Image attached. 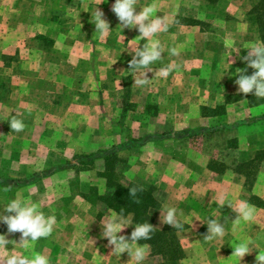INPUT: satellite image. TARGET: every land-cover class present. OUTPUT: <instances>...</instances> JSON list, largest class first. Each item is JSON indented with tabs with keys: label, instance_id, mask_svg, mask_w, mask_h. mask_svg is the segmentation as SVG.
<instances>
[{
	"label": "rangeland",
	"instance_id": "rangeland-1",
	"mask_svg": "<svg viewBox=\"0 0 264 264\" xmlns=\"http://www.w3.org/2000/svg\"><path fill=\"white\" fill-rule=\"evenodd\" d=\"M253 2L137 0V12L140 7L151 4L155 8L154 15L167 25V30L156 37L164 48L161 59L151 66L152 70L145 77L144 70L131 69L129 62L133 59V49L142 47L146 40L138 38L136 28L120 31V22L111 11L114 0H0V178L26 182L12 190L0 187V214H5L4 204L9 199H28L38 203L46 215L71 216L75 232L69 248L74 247L76 259L82 257L85 263L84 260L95 256L94 250L100 248L101 252V247H108L101 252L104 257L113 255L112 246L102 234L103 218L111 208L98 198L110 192L105 179L99 175L106 166L104 161L68 169L69 174L63 170L34 178V181L32 177L71 162L74 155L107 150L131 139L160 137L184 130H175L168 124L165 112L174 115L181 112L188 119L200 107L204 109L203 102L216 100V97L219 103L229 101L227 96L231 95L221 99L220 84L234 69L236 59L242 56L244 42L233 39L236 48L227 47L225 38L236 29L229 30L226 25H237L239 33L258 38L256 26L247 20ZM96 7L109 24L107 35L96 31ZM228 32L231 34L226 35ZM173 48L175 54L170 51ZM241 63L239 59L237 65ZM161 68L168 69L167 76L159 74ZM138 79L145 82L137 84ZM260 100L262 98L253 97L257 103ZM219 111L218 104L214 109L204 110L209 115ZM263 115L260 112L258 118ZM12 116L23 120L22 131L10 128ZM257 125L252 133L261 142L255 141L251 146L245 138L249 131L244 130L241 123L233 122L229 126L232 131L224 130L217 136L200 134L190 144L205 161L218 164L222 172H214L216 178H222L226 172L241 175L242 197L250 203L254 197V202L261 205L264 203L260 198L264 194V162L253 181L234 171L239 169L237 165L249 161L240 157L238 150L246 146L264 150V126ZM234 132L235 137L231 136ZM94 139L106 141L107 146L94 150ZM154 156L157 157L154 148L143 145L130 148L115 156L113 168L122 184L131 182L142 188L147 187L148 178L151 179L153 196L160 204L166 196L162 171L169 175L172 172L167 170L169 164L153 160ZM248 180L252 183L247 184ZM56 199L70 205L55 202L52 205L51 200ZM182 210L189 209L183 206ZM235 220L236 217L231 222H220L227 226V232L217 239L221 247L218 252L202 244L196 245L192 239L180 236L177 230L166 225L175 230L174 237L183 252V257L173 264H233L229 257L233 251L231 244L253 236L251 253L245 255L240 264H256V255L264 252V214L258 216L257 224L256 221L236 223ZM56 221L59 224L60 220ZM133 227L123 229L118 235H130ZM0 235L10 241L6 246L9 251L19 243L20 233H8L3 223H0ZM65 240L57 238L56 243L66 247ZM49 241L41 238L34 250L38 251ZM123 254L108 264H135ZM76 261L83 264L79 259ZM159 261V257L150 254L148 246L141 264Z\"/></svg>",
	"mask_w": 264,
	"mask_h": 264
},
{
	"label": "crops",
	"instance_id": "crops-1",
	"mask_svg": "<svg viewBox=\"0 0 264 264\" xmlns=\"http://www.w3.org/2000/svg\"><path fill=\"white\" fill-rule=\"evenodd\" d=\"M226 26L227 28H229V30L236 29V32L232 33L231 35L232 39H239L242 40L244 43L242 45L241 50L242 56L236 59L237 64H239V59L242 61V63L240 64V66L236 64L232 72L227 75L225 82H221L220 84L221 99L225 95L242 94L237 91L238 86L235 84V80L241 74L237 72V69L246 68V71L243 74H252L254 70L251 68H247L246 61H244L242 58L246 56L249 51L246 47L249 42L258 40V38L253 36V34H248L250 36L249 37L243 35L242 33H239L240 30L239 28L237 29V25ZM228 34L231 33H226V35ZM202 98L203 100H205L204 97ZM217 100H219L218 97H216V100L210 99L206 103L203 102V106L205 105L206 107L204 106V109H201L202 107L199 108V106H197L199 110L197 109L195 112H193L192 117H188V119L184 117V114L181 112L175 115L173 114V112H165L166 115L164 116L168 117V124L175 127V130H181L188 127L206 128L209 126H214V124L216 123H221V126L225 125L227 127L232 126V122L233 124L241 123L245 127L244 130L249 131L248 135H246L245 138L250 146L255 141L261 142L259 140L260 138L258 139L255 135H253L252 132L258 126L257 124L264 126V118H258L260 112H263L264 114V103L256 106H250L246 98H241L238 101H233L229 103H219ZM244 100H246V102ZM179 103L178 104L181 105L182 102ZM217 104L218 106H220L221 111L210 115L204 112V110L208 108L214 109ZM171 117H173L172 121H170ZM224 130H227L226 132L232 131L228 127L226 129H222L214 133V135L217 136L218 133L225 132ZM234 134L235 132L231 136L235 137L236 135ZM105 142L106 141H104L103 143V141L101 142V140L97 141L96 139H94L93 143L96 146H94L93 149L97 150L106 147L107 143L105 144ZM99 144L100 146H98ZM143 146H148L149 148L156 149L157 157L154 156L153 160H160L159 162L162 161L165 164H169L170 169L168 168L167 170H171L172 172V175H169V172L167 173L165 170L162 171L163 174L161 178L164 182V186L166 189V196L163 201L160 202L158 207L150 208L148 210V214L152 218L153 228H155L156 230H162L167 225L163 224L162 222L163 212H160L162 206H174L178 210L183 212L184 216L188 218V222H185L184 225L185 231L183 233L177 232V234H179L180 236L186 235V237L192 239V241L196 245L202 244L201 246L210 247L214 249L215 252H218V249L221 248L218 245V238H215L210 241L205 239L208 234L207 222L209 219H216L219 223H227L228 220L230 222L233 221L235 217H237V213L235 212L234 207L238 204L239 200H246L251 206H253L248 199H245L246 197H242V176L233 172H226V174H224L222 178H216L215 173L207 167L208 162L207 160L205 161V157L200 152L193 149L190 144V141L186 138L172 137L170 139L150 141L148 143L143 144ZM250 146L248 148L246 146L245 149L241 148L240 150H238V155L243 159L250 160L252 159L256 151L261 150H252L253 146ZM69 171L70 170H66V173L69 174ZM39 182L41 183L43 181ZM147 183V187L145 186L142 188H153L151 185V179L148 178ZM221 197H224L226 201L223 205L219 203ZM260 198L264 199V194ZM83 201L85 202V204H87L85 200ZM228 201L231 202L233 207L229 203H227ZM53 202L59 205L62 204V202H65V200H51L52 205H54ZM63 204L67 206L70 205L68 202ZM183 206L188 207L189 210H187V212H184L182 210ZM253 208L254 219L252 220V222L256 221L257 224V218L258 216H261V214H264V209L256 206H253ZM67 209L68 208L64 210ZM50 215L55 217L53 231L51 235L47 237L48 239H50V241L45 246H41L37 252H41L45 256L49 257L50 264H76L78 262L76 260L78 259L80 260V262L83 263L82 257H77L76 259L75 249H72L74 247L69 248V245L73 244L72 239L74 237L75 232V230L73 229L74 223L72 221L71 216L66 214L64 216H61L60 218V215H56L54 213H51ZM56 219L60 220L59 224ZM224 227L225 232H227V226ZM257 227L258 226H256L257 230L260 229V227ZM57 238H65L67 246H61V243H56ZM199 239L203 240L200 242ZM251 241H254V236L251 238ZM99 249L100 248H97L98 251L94 250L93 254L95 256L91 260H84L85 263L83 264H108L109 262H113V260H118L119 258H117L116 256H122L123 254L121 253L119 255H116L113 253L112 250V257L110 256L109 258H106L101 252L105 251V249L108 250V247H101V252L99 251ZM124 254L128 256L126 252Z\"/></svg>",
	"mask_w": 264,
	"mask_h": 264
},
{
	"label": "clouds",
	"instance_id": "clouds-1",
	"mask_svg": "<svg viewBox=\"0 0 264 264\" xmlns=\"http://www.w3.org/2000/svg\"><path fill=\"white\" fill-rule=\"evenodd\" d=\"M137 7V0H114L111 11L120 22V31L123 28H136L139 32L138 38L146 40L142 47L133 49V59L129 62L131 69L138 72L144 70L143 74L146 77V73L152 70L151 66L161 59L164 48L156 37L158 33L167 30V25L163 23L159 16L154 15L155 8L153 5L140 7L139 12L136 11ZM102 16L103 13L97 10L96 7L94 17L96 31L104 36L110 30L109 24L102 19ZM225 44L229 48H236L230 35L225 38ZM246 47L249 51L242 59L246 61L247 68L254 71L251 75H245L243 73L246 68L237 69V72L241 73L235 80V84L238 86L237 91L242 94L252 93L255 97L264 98V40L258 39L249 42ZM170 51L173 54L176 53L174 48ZM159 74L167 76L168 69H159ZM144 82V79L136 81L137 84H143ZM244 101L246 102V100ZM9 124L10 128L16 132H20L25 128L23 120L15 116H12ZM130 192L132 196H135L137 189L131 188ZM225 202V198L221 197L219 203L223 205ZM227 203L232 206L230 201ZM234 210L237 213L236 223L240 221L250 222L254 218V208L246 200H239ZM3 212L5 214H0V223L6 225L8 233L19 232L20 240L9 251L6 246L10 241L4 235H0V254L3 256V258H0V264H50L49 257L35 251L34 248L38 240L51 235L55 217L46 215L40 209L38 203L28 199H9L4 204ZM160 212H163V224H167L181 233L185 231L184 225L185 222H188V218L184 216L183 212L174 206L167 205L162 206ZM108 213L103 218L102 234L103 237L107 238L108 244L112 246L113 253L119 255L126 252L135 264H141L148 245L141 244L140 241L151 238L153 226L148 222H134L132 213L125 215L122 211L117 212L113 209H109ZM132 225L134 227L130 235H118L123 229ZM207 226L206 240L210 241L223 237L225 227L216 219H209ZM251 244V239H242L231 244L233 251L229 257L232 258L233 264H240L242 258L251 253ZM255 260L256 264H264V252L258 253Z\"/></svg>",
	"mask_w": 264,
	"mask_h": 264
},
{
	"label": "trees",
	"instance_id": "trees-1",
	"mask_svg": "<svg viewBox=\"0 0 264 264\" xmlns=\"http://www.w3.org/2000/svg\"><path fill=\"white\" fill-rule=\"evenodd\" d=\"M206 1L214 3L217 0ZM247 20L256 26L258 39L264 40V0H254L251 9L247 13ZM227 97L228 99H230L229 101H227L228 103L238 101L241 98H246L250 106H256L264 103V98H262L259 103L253 101L254 95L252 93L237 94ZM227 102L225 101L224 103ZM263 118L264 115L261 116L260 119ZM228 127L223 125L212 126L207 128H188L178 132L164 133L160 137L151 136L147 138L131 139L125 143L113 146L112 148L107 150H99L92 153L74 155L71 162L57 165L53 169H51V171L39 175H34L32 178L34 181L35 179L43 178L44 176H47L50 173L53 174L63 170L77 169L78 167H83L87 165L91 166L95 164L96 161L102 160L104 161V165L106 166H104L102 173L98 174L105 179L106 188L110 190V192L99 196L98 198L102 202H104L108 208L114 209L117 212L122 211L125 215H127L128 213H132L134 222H148L152 225V218L149 216L148 210L150 208H156L159 206V204L155 201L152 189L145 190L131 182L128 184L120 183L119 178L121 177L117 174L115 175L116 172H114L113 168V166H115L113 162L117 158L115 156L122 151L129 150L130 148L140 147L148 141H157L170 139L172 137H178L186 138L190 142H192L200 134L207 136V134H214ZM262 162H264V150L256 151L252 159H250L246 163L237 165L239 169H236L234 171L237 173L244 174L246 180L250 179L253 181L252 178H255L258 168L260 167ZM109 163L112 164V168L110 169ZM207 167L213 172H222L221 168L215 161H209ZM25 183L26 182L24 181H14L12 179L8 180L0 178V187L5 188L7 190H9V188L10 190H12L14 186H23ZM251 183L252 182L248 180L247 184ZM131 188L137 189L135 196L131 195ZM251 199V204L264 209V203L260 205L254 202V197H251ZM174 232L175 230L171 229L169 226H165L162 230H156L154 228L151 233V238L149 240L140 241L141 244L142 242H145L148 244V246H150V254L152 256L159 257L160 261L155 264H173L183 257L182 249L174 237Z\"/></svg>",
	"mask_w": 264,
	"mask_h": 264
}]
</instances>
